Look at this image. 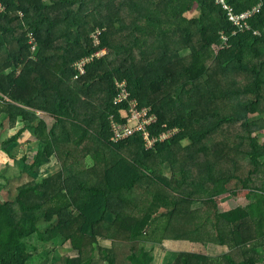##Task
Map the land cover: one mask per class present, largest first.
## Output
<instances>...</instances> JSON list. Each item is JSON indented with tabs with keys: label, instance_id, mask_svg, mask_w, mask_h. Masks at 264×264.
Here are the masks:
<instances>
[{
	"label": "trees",
	"instance_id": "obj_1",
	"mask_svg": "<svg viewBox=\"0 0 264 264\" xmlns=\"http://www.w3.org/2000/svg\"><path fill=\"white\" fill-rule=\"evenodd\" d=\"M0 2V150L17 158L26 179L0 199V264H32L56 234L70 254L50 264H102L97 251L104 264H121V242L123 264H153L138 236L116 232L123 216L145 211L147 192L167 233L179 227L185 233L176 238L224 245L228 232L236 251L224 264L264 263V205L220 212L218 203L264 194V0L243 30L217 0ZM225 2L240 14L258 0ZM102 51L76 79V64ZM117 81L152 107L158 128L179 131L150 150L139 136L113 143ZM52 159L62 169L40 177ZM202 251L168 264H216Z\"/></svg>",
	"mask_w": 264,
	"mask_h": 264
},
{
	"label": "built area",
	"instance_id": "obj_2",
	"mask_svg": "<svg viewBox=\"0 0 264 264\" xmlns=\"http://www.w3.org/2000/svg\"><path fill=\"white\" fill-rule=\"evenodd\" d=\"M223 5V9L227 12V16L237 27L243 30L247 27L246 20L260 12L262 7V0H258L257 5L251 9L246 10L243 13H235L233 7L229 6L225 0H217ZM4 5L0 2V13L4 12ZM101 31H96L93 35L96 40V44L99 43V35ZM31 42L33 43L32 49L35 50L36 44L33 35H30ZM105 54V51L96 53L90 57H87L76 64V69L79 72L76 79L81 78L86 74V66L90 63V60L94 56H101ZM113 102L119 108L121 115L111 113L109 116L110 125V140L113 143H119L124 140L139 136L143 141L146 150L153 149L158 142H164L170 140L174 136L179 128L168 127L166 123L161 124L158 128L159 121L158 115L153 111L150 105H142L137 97H134L129 90L126 81L116 82V94L113 98Z\"/></svg>",
	"mask_w": 264,
	"mask_h": 264
},
{
	"label": "crops",
	"instance_id": "obj_3",
	"mask_svg": "<svg viewBox=\"0 0 264 264\" xmlns=\"http://www.w3.org/2000/svg\"><path fill=\"white\" fill-rule=\"evenodd\" d=\"M62 165L59 164L57 161H55L54 159H52L49 163L45 164L42 166V173H40V177L46 178L49 177L51 175H54L56 173H58L60 171V169H62L61 167ZM45 167V168H44ZM40 172V171H39ZM154 188V187H153ZM148 196L145 200H141L140 204L145 206V211L143 209L142 206H140V209L138 211H132L129 216H123L122 218V223H119L122 225V227L120 228L121 230L116 231V232H120V233H130L132 232V237L133 235L138 236V238L136 239L139 247H144L147 249L152 250V255L154 258L153 264L156 261L157 258H161V256L166 255V256H170L171 253L165 251L166 246H169L168 243L166 242H171V244L173 245V247H175L176 251L174 253H181V252H187V251H191L193 249H197L200 250L201 252L202 249L206 250L207 254L210 256L212 255V252L208 251L210 250L209 246L211 245H215L218 249H221L222 251V256H224L227 253L230 252H234L236 251L234 247H231L230 245H232L230 243V239H229V234L228 232H226V236H225V244L221 245L218 242L217 243H212V242H206L204 245L201 244V242L199 240H195L194 239L191 241L189 238H185L182 237L180 238L176 233L184 232L185 229L179 228L176 229L177 231H172L170 230L167 233V228H165V221L164 219L160 218L162 217L159 214H156L157 212L153 209V207H151V209H149V200H152L153 194L148 193ZM223 197V196H222ZM134 206V205H133ZM133 206H127L128 208H133ZM193 208L195 209H199L202 207V204L200 202H195L192 205ZM161 211V209H160ZM226 211V210H224ZM220 212H223L220 210ZM227 212V211H226ZM133 218H131V217ZM139 220V225L137 223V227H132L137 221ZM176 221V220H175ZM142 225H144V228H142ZM172 227L170 226V229ZM229 230V229H228ZM185 233V232H184ZM128 238V237H127ZM179 238V240H177ZM58 239L57 238V234L55 236V240ZM115 239H123V237L120 236H115ZM259 247H258V251H263L264 250V232L262 233V236H260L259 234ZM58 241V240H57ZM118 241V240H117ZM159 241H163L166 246L159 244ZM101 244L103 245V243H108V240H100ZM120 242V241H119ZM121 246L123 245V242H121ZM249 243V242H248ZM159 244V245H158ZM61 245H64L61 243ZM65 248L70 247V244H65L64 245ZM160 247V248H157ZM247 248L250 247L249 244H247V246H245ZM126 247L124 246V249ZM243 250H245V248H243ZM68 254H70V251L68 252ZM211 257V256H210ZM172 261H168V263H171ZM264 264V263H261Z\"/></svg>",
	"mask_w": 264,
	"mask_h": 264
},
{
	"label": "rangeland",
	"instance_id": "obj_4",
	"mask_svg": "<svg viewBox=\"0 0 264 264\" xmlns=\"http://www.w3.org/2000/svg\"><path fill=\"white\" fill-rule=\"evenodd\" d=\"M226 39L224 38V42ZM264 136V130L261 131ZM16 156L23 155L26 150L20 146L15 148ZM18 153V154H17ZM17 158L10 157L4 152L0 150V175H2L4 178H0V183H2L4 186L0 188V199H10L13 198L15 195V191L18 186L23 184L26 179L23 177L18 178V173L20 172L18 166H17ZM263 160V159H262ZM45 168V167H44ZM42 170V169H41ZM40 170L39 173H42ZM6 179V180H5ZM8 179V180H7ZM219 203V209L224 212L226 210L227 212L237 208L238 206L243 207L245 210H251L258 212L259 209L264 205V194H258L247 192V193H241V194H229L225 195L223 197H220L218 200ZM261 204V205H260ZM246 207H249L251 209H248ZM262 214V211L259 212L258 216ZM246 237L243 238V240H247ZM58 240V241H57ZM169 244V246H166V244L163 241H159V244L166 246L167 252L171 253L170 256L163 255L161 258H157L154 264H168V261L174 262L178 256L177 253H174L176 251L175 247L171 244V242H166ZM114 244H119L117 240L114 241ZM158 244V245H159ZM108 243H103V246H107ZM111 246V245H110ZM127 249V246H125ZM115 254L117 256L118 261L123 264L125 261V255H126V249H124V246H121V244L116 246ZM160 248V247H157ZM210 252H212L211 259L216 262V264H224L223 256H222V250L218 249L215 245L209 246ZM70 247L65 248L64 245H61V240L56 239L55 241H52L49 243L48 248L39 256H36L32 259V264H50L51 262H56L59 260H62L65 255L68 254ZM194 250V249H193ZM190 252V251H189ZM96 258L101 261L102 264L105 262L103 261L102 255L99 251L96 252Z\"/></svg>",
	"mask_w": 264,
	"mask_h": 264
}]
</instances>
